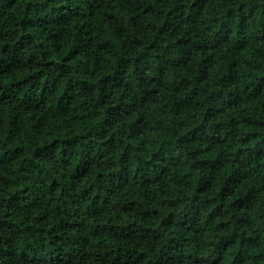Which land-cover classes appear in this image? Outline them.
<instances>
[{"label": "trees", "instance_id": "16d2710c", "mask_svg": "<svg viewBox=\"0 0 264 264\" xmlns=\"http://www.w3.org/2000/svg\"><path fill=\"white\" fill-rule=\"evenodd\" d=\"M84 3L87 13L82 11V4L76 0H0V135L7 130L11 139L24 130L47 132L52 126L59 128L66 125L77 136L83 135L85 126L92 122L85 119L86 112L80 111V102L84 100L82 93L88 91L89 86L97 94L108 92L102 98L103 107L107 109L104 123L134 114L132 104L126 107L121 104L124 98L118 89L129 87L128 78L136 76L137 65L150 52L158 51L156 40L162 37L170 24L179 21L176 27L182 31L174 43L185 47V55L175 65L162 61L160 55H156L154 61L163 63V68L158 67L162 77L166 76L168 82L179 83L181 87L165 88L162 92L160 88H153L148 99L158 97V103L151 105L153 108L163 104L165 108L177 109V115L183 114L188 119L191 127L186 129L185 136L189 137L187 143L194 146L195 150L189 152V157L195 163L186 165L185 172L197 179L188 197L192 202L188 211L181 216L176 212L174 203L169 201L167 209L171 210L167 211L163 220L151 226L142 225L145 234H151V239L157 243L154 251L139 250L136 258L140 264H256V256H264L259 252L264 232L257 229L255 235H250L238 231L237 225L248 227L255 222H264V174L260 172V166L264 165V103L260 102V97L264 96V75L257 70L259 65L264 64V22L254 19L259 10L249 9L245 17L243 12L247 5L244 0H240L239 7L233 6L234 0H144L147 7L143 3L133 6L132 0H84ZM157 4H161V8L158 9ZM169 4L172 6L167 7ZM237 13L241 17L235 35L241 38L233 39L234 29L226 20L235 19ZM259 16L260 21H264V12H259ZM145 17H152L146 22L147 26L140 23ZM198 21L201 25L210 22L206 31L219 29L215 31L219 37L216 44L192 43L197 33L187 31V27L190 24L195 26ZM249 21L255 27V35L245 34ZM153 23L155 31L149 33L152 43L145 44L139 39V32L141 29L147 31ZM130 32L137 39H131ZM37 40L39 43H36ZM227 44L231 47L223 48V55H219L220 46ZM125 47L144 50L134 58L133 63L114 54L115 50ZM33 48L42 59L30 51ZM218 55L219 59L216 58ZM84 64L87 68L83 67ZM189 64L192 65L191 71ZM173 66L177 71L168 74V69ZM77 69L81 79L75 85L70 80L62 83L69 74L75 75ZM242 74L247 76L248 84L244 91L251 99L245 100L229 90L228 99L222 107L213 111L205 104L203 109L193 110L190 116L187 114L186 109L193 100L199 105L198 98L202 93L212 100L223 89H230ZM85 76L88 79H84ZM181 76L183 79H179ZM210 78H215L216 87L205 92L208 87L205 82ZM33 80L41 85L33 92L38 103H34L33 97H28L23 88ZM156 82V77L149 81L151 84ZM97 85L101 87L97 88ZM181 91L191 95L177 103L176 96ZM20 100H26L28 107L18 105ZM44 109L48 111L41 115ZM197 117L200 119L197 120ZM213 121L215 123L210 129L213 134L207 135L205 125ZM139 122L138 118L135 123ZM229 128L242 135L232 150L224 155L220 147L227 143L231 135ZM57 142V138L49 137L50 145ZM201 143L204 144L202 149L199 147ZM21 152L17 143L13 158H18ZM100 158L103 159V156ZM241 168L246 171L241 172ZM76 172H80L79 165ZM87 174L86 170L83 175ZM103 175V172H98L96 178ZM252 178H255V184ZM120 179L117 174L116 190L122 192L129 181L124 177V184L121 185ZM80 182L83 183V177ZM146 184L148 181L140 186ZM27 191V188L19 189L18 193L12 194L10 202L27 200V196L19 195ZM139 202L138 196L125 202L122 207L125 215L121 219H130L127 216L129 203L135 206ZM227 207L244 210L245 214L229 217L225 211ZM162 208L163 205L146 208L141 219L152 220L162 215ZM21 211L32 212L28 227L37 220L45 219L39 216L35 207L28 209L25 206ZM205 213L207 219H204ZM18 219L22 222L25 217ZM47 219L49 227L45 231L53 236L49 244L55 242L57 245L49 252L47 264H64L63 258L70 256V252L59 247L60 238L53 234L57 227L61 232H72L76 227L75 220L62 218L52 223L51 217ZM15 222L10 221L12 224ZM134 223L132 220L131 224ZM161 228L164 232L160 231ZM229 229L231 234L224 235ZM209 236L211 239H208ZM238 240L240 247H244L246 242L251 245L248 249L251 260L242 261L239 251L235 257H230V251L237 248ZM260 264H264V260Z\"/></svg>", "mask_w": 264, "mask_h": 264}, {"label": "clouds", "instance_id": "9594fccd", "mask_svg": "<svg viewBox=\"0 0 264 264\" xmlns=\"http://www.w3.org/2000/svg\"><path fill=\"white\" fill-rule=\"evenodd\" d=\"M76 2L81 3L82 11L87 13L88 9L84 0H76ZM244 2L247 5L243 12L245 17L249 9L264 12V0H244ZM138 3H143L144 7L148 6L144 0H132L133 6ZM239 4L240 0H234V7H239ZM171 6V4L167 5V7ZM156 7L161 8V4H157ZM259 12L254 19L257 22H264L260 21ZM240 17L241 14L237 13L235 19L226 20L234 29L233 39L241 38L235 35ZM155 18L160 19L159 16ZM151 19L152 17H145L140 23L147 26L146 22ZM87 22L91 23V21ZM208 23L210 22L201 25L198 21L195 26L188 25L187 31L197 33L192 41L193 44L212 45L219 40V37L215 35V31H219L218 28L215 31L205 30L208 28ZM177 24L179 21L170 24L162 37L156 40L158 51L150 52L141 60L137 65L136 76L130 75L128 78L129 87L118 89L119 94L124 98L121 104L125 107L127 104H132L135 108L134 114L120 116L111 120L110 123H104L107 109L103 107L102 98L108 95V92L97 94L89 86V90L82 93L84 100L80 102V111L86 112L85 119L92 122L85 126L83 135L77 136L75 131L67 125L59 128L52 126L47 132L38 129L24 130L18 137L11 139L8 138L7 130L0 135V264H47L49 252L57 246L55 242L49 244L53 236L45 231L49 227L47 217L52 218V223L62 218L75 220L76 227L72 232L67 230L61 232L57 227L53 234L60 238L59 247L70 252V256H64V264H140L136 258L137 252L139 250L154 251L157 243L151 239V234H145L142 225L151 226L163 220L167 211L171 210L167 209L169 201L174 203L176 212L181 216L190 209L192 202L188 197L197 179L195 175H188L185 172L186 165L195 163V160L189 157V152L195 150L194 146L187 143L189 137L185 136V131L191 127V124L185 115H177L175 108H165L163 104L153 108L151 105L158 103V97L148 99L152 95L153 88H160L162 92L165 88L181 87L179 83L168 82L166 76L162 77L158 67L163 68L164 65L161 61H154V57L160 55L162 61L175 65L185 55V47L174 43V39L182 31L176 27ZM151 31H155L154 23L147 31L140 30L139 39L145 44L152 43V37L149 34ZM245 34H256L251 21H249L248 32ZM129 36L133 40L137 39L134 33L130 32ZM36 43H39V40ZM225 47L230 48L231 45H221L219 55H223ZM143 50L125 47L123 50H115L114 54L135 63L134 58L140 56ZM30 51L38 59H42L34 48ZM83 67L87 68V64ZM191 67L192 65L189 64V71ZM257 70L264 75V64L259 65ZM175 71L177 69L173 66L168 69V74ZM152 77L157 78L155 84L149 83ZM80 79V71L77 69L75 75L69 74L67 80L62 83L70 80L75 85ZM84 79L88 77L85 76ZM205 83L208 85L205 92L215 88L217 84L215 78H210ZM247 84V76L242 74L230 89H223L222 93L214 96L212 100L202 93L198 98L199 105L196 100H193L186 112L190 116L193 110L199 111L205 104L213 111L222 107L228 99L229 90L249 100L251 97L244 91ZM33 85L36 87L34 88ZM39 87L41 85L35 80L28 81L23 86L28 97H33V92ZM99 87L101 86L97 85V88ZM190 95V92L181 91L176 96L177 103ZM33 102L39 101L33 97ZM260 102L264 103V96L260 97ZM17 104L24 108L28 107L26 100L17 101ZM47 111L44 109L41 115L46 114ZM52 111L56 110L52 109ZM138 118L140 122L135 123ZM229 119H232L231 115ZM214 123L215 121L205 125L204 132L207 135L213 134L210 129ZM229 131L231 135L227 143L220 147V152L224 155L232 150L242 135L231 128ZM49 137L57 138L58 142L50 145ZM17 143L22 152L18 158H13ZM199 147L202 149L204 144L201 143ZM101 156L103 159L100 158ZM78 165L79 173L76 172ZM86 170L88 174L84 176ZM244 171L246 169L241 168V172ZM98 172H103L104 175L96 178ZM260 172L264 174V165L260 166ZM117 174L121 177V185L124 184V177H127L129 181L128 187L122 192L116 190ZM74 175L75 179H73ZM133 176L136 179H132ZM82 177L83 183L80 182ZM144 181H148V184L141 187ZM255 182V178H252V183L255 184ZM21 188H27L28 191L19 195L27 196L28 199L23 202L16 200L10 202L12 194L18 193ZM134 196L140 197V202L135 206L129 203L130 210L127 216L130 219H121V216L125 215L122 211L123 204L130 202ZM162 205V215L152 220L141 219L146 208ZM25 206L28 209L35 207L39 216L45 219L37 220L28 227V218L31 217L32 212L21 211ZM225 211L229 217L245 214L244 210L236 211L232 207H227ZM249 215L252 214L249 213ZM19 217H25V219L21 222ZM204 219H207L206 213ZM132 220L135 221L134 224H131ZM10 221L16 222L12 224ZM257 229L264 232V222H255L248 227L237 225L238 231L250 235H255ZM160 231L164 232V229L161 228ZM231 231L229 229L224 235L231 234ZM208 239H211V236ZM260 243L259 252L264 253V240ZM249 248L251 245L247 242L244 247H240L238 240L237 248L230 251V257H235L239 251L242 261L251 260L252 257L248 255ZM261 260H264V256H256V264H260Z\"/></svg>", "mask_w": 264, "mask_h": 264}]
</instances>
